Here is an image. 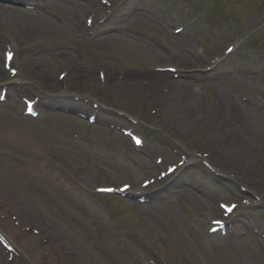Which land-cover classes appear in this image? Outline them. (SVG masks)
Here are the masks:
<instances>
[{"label":"rangeland","instance_id":"obj_1","mask_svg":"<svg viewBox=\"0 0 264 264\" xmlns=\"http://www.w3.org/2000/svg\"><path fill=\"white\" fill-rule=\"evenodd\" d=\"M89 2L85 14L75 0H0L19 10L45 6L57 26L16 40L0 25V61L13 73L0 62L9 75L0 82V264H264V161L255 195L214 171L218 144L208 141L215 130L228 139L235 101L264 118V0ZM73 73L79 91L64 79ZM183 74L195 75L203 110L185 132L157 115L176 95L164 80ZM40 83L59 90L44 93ZM136 137L163 163L162 184L206 205L153 195L160 186L142 200L98 188L92 160L124 185L156 173Z\"/></svg>","mask_w":264,"mask_h":264},{"label":"bare ground","instance_id":"obj_2","mask_svg":"<svg viewBox=\"0 0 264 264\" xmlns=\"http://www.w3.org/2000/svg\"><path fill=\"white\" fill-rule=\"evenodd\" d=\"M76 2H79L80 5V11H83L84 13L86 11V6L90 5L89 0H75ZM91 6V5H90ZM45 6H31L29 10H19L12 6H6V5H0V25L9 32L10 36L14 39H29L34 38L37 36H43L47 35L52 30H57V26L54 22H52L48 15V11L44 8ZM24 15L26 18H29V20L22 19L20 15ZM86 14V13H85ZM87 16V15H85ZM6 38V37H5ZM4 38V39H5ZM4 39L1 40L0 38V45H3ZM108 40L107 38H104ZM137 42V41H135ZM142 49L145 51H149V53L156 58V60L160 62H165L163 55L156 51L152 45H148L144 42L140 45ZM138 47V48H140ZM9 51V50H8ZM147 51V52H148ZM11 51H9L10 55ZM2 65H4V69L7 71H10L12 73V70H10V67H7L4 64L3 58L1 59ZM0 61V62H1ZM27 63H20L19 67L21 68V71L27 72V75H31V77L34 78L33 71H30V68ZM73 67L76 65L75 62L71 63ZM6 66V67H5ZM20 71V72H21ZM17 72V71H16ZM18 73V72H17ZM11 76L13 75L10 74ZM36 77L41 79V74H38L36 71ZM195 75H187L183 74L178 80H164L163 85L167 88H174L175 90V97H172L171 99L167 100L165 103L160 105V109H158V116L160 114L164 118V120L168 123L171 121H174L178 124L184 125L181 128V132H185V129L188 130L189 128L193 127L194 122L200 119V114H202V109L198 105V95L196 91V88H199L195 82V78H193ZM13 77V76H12ZM73 78H69L67 75H64V79H68V82H72L71 90L79 91L80 86L75 83V81L78 80L79 75L76 73H73ZM7 78H9V75L5 74L2 68L0 67V82L6 81ZM63 79V80H64ZM74 79V80H72ZM41 82H43L41 80ZM43 85V86H42ZM40 89L44 93H51V91H56L59 89H48L43 83L39 84ZM161 87H158L154 89V86L150 87V92L154 91V93H158V89ZM158 96V95H157ZM248 116L251 120H247ZM226 122V132L228 133V139L220 137V134H218V131H213L212 134L209 136V140L212 143H216V145L213 149V152L211 154L210 160V166L214 169L215 172H218L220 174H232V179L234 178L236 181L240 182L242 186H246V189L252 193L257 195V185L260 183L257 182L256 178L260 175L257 174L256 167L264 161V118L263 115L260 113H255L253 110H250V108L245 107L243 104H240L239 102H233L230 107V113L227 116ZM165 122V123H166ZM166 123V124H167ZM139 137H136V141H140L141 144L137 147L144 156L147 157V159H155L154 164H151L148 169L151 170V173L154 171L156 172L153 176L150 178H146L145 180H132L131 182L126 183L127 185L117 183L116 181L109 180L104 174L103 170L100 168L99 163L97 160H92L91 164L89 166L88 172H94V174L97 177V184L101 187L98 188H115L120 187L121 191H124V193H127L131 197L138 200H142V198L148 197L150 194L144 195L142 191L149 189V187L154 186H160V189L156 193H178L185 196L193 205L196 207L206 205L204 202H202L201 199L195 197L194 195L188 193V191L185 190H173V186L171 183L168 184H162L165 180H162V174L164 173L161 168L162 162L158 161L155 157V153L145 146L144 141L141 139L139 140ZM57 145H53V148H55ZM219 157H222V160H224V163L221 161ZM228 157H235L236 159L233 160L231 163H226V159ZM195 158L192 157L190 160L193 161ZM160 160V159H159ZM213 161V162H212ZM95 162V163H94ZM260 166V165H259ZM264 166V165H263ZM168 168L169 165H166ZM165 167V168H166ZM176 167V166H175ZM94 168V170H93ZM264 175V174H263ZM76 179H79L82 177L81 175L77 174ZM264 177V176H263ZM157 183V185H156ZM126 186V187H124ZM123 187V188H122ZM264 191V186L261 187ZM139 203V202H138ZM133 206V205H132ZM135 207V206H134ZM137 210L143 211L146 210L145 206H142L139 204L137 207ZM198 218L200 221H204V217L202 214L198 213ZM225 228V226H224ZM235 231H237L234 228ZM234 231V232H235ZM236 233H246L239 230V232ZM245 235V234H243ZM231 244L232 241L228 240V244Z\"/></svg>","mask_w":264,"mask_h":264},{"label":"snow or ice","instance_id":"obj_3","mask_svg":"<svg viewBox=\"0 0 264 264\" xmlns=\"http://www.w3.org/2000/svg\"><path fill=\"white\" fill-rule=\"evenodd\" d=\"M89 23H91V21H89ZM137 143H139V141H137ZM234 207H235V206L233 205L232 208H227V211H228V212H231L232 209H233Z\"/></svg>","mask_w":264,"mask_h":264}]
</instances>
